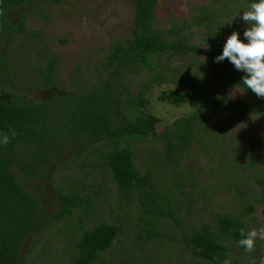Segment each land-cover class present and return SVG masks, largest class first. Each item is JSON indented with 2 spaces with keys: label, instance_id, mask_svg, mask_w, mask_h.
<instances>
[{
  "label": "trees",
  "instance_id": "16d2710c",
  "mask_svg": "<svg viewBox=\"0 0 264 264\" xmlns=\"http://www.w3.org/2000/svg\"><path fill=\"white\" fill-rule=\"evenodd\" d=\"M59 1L0 0V135L9 136L7 145L0 144V264H113L119 256L124 264H137L141 246L147 247L153 241L159 242L153 248L161 258L157 249L164 247L165 238L183 244L187 260L196 264H222L230 255L232 245L227 241L231 240L245 253L238 244L239 230L248 231L242 217L253 212L256 204L264 208V161L260 157L231 147L237 165L215 159L216 167L207 171L200 168L206 175L216 173L213 186L221 184L230 192L241 213L237 217L206 212L210 220L199 222L187 232L183 214L188 208L186 201L182 204V197L186 190L187 194L194 191L202 200L208 194L194 177L196 172H191L193 167L175 172L173 181L166 184L155 172L151 159L143 161L141 169L136 167L128 141L158 136L162 163L175 167L194 150L205 151L210 129L203 105L210 108L209 116H221L219 125L249 113L264 121V98L246 88L242 82L245 73L227 59L215 61L232 31H238V38L247 43L243 32L248 25L234 27L227 23L229 4L219 0L218 6L200 5L187 20L179 18L161 28L153 24L157 0H128L132 4L129 36L114 40L109 53L97 63L91 81L76 67L68 73L65 85L57 80L58 59L40 43V32L26 25L31 16L45 19L40 9ZM234 1L247 7L258 2ZM190 27L200 30L198 41H192ZM37 45L42 61L37 63L36 57L32 65H18L23 70L17 71V55ZM185 55L195 57L193 67L202 64L212 75L201 82L171 79L165 62ZM135 74H142L143 79L134 88ZM168 82L177 83V88L161 89L156 100L175 106L191 102L193 109L157 134L159 118L145 112V95L154 86ZM234 88L243 95L234 99L214 96ZM65 152L72 153L68 164L87 155L90 164L104 170L119 195L117 200L135 206L136 215L120 219L116 214L118 219L113 222L100 221L85 227L84 221L91 220L95 207L92 195L101 191L83 184L81 176L71 173H67L62 186L56 184L55 172L49 167ZM237 168L244 182L258 187L259 197L240 190V183H235ZM83 185H90L86 190L89 193L81 190ZM75 209H79L75 224H66ZM164 224H171L178 230L177 235L162 232ZM61 227L66 230L61 235L66 254L63 259L44 263L49 254L45 245ZM123 240L127 241L126 247L113 250V242ZM167 247L172 250L171 245ZM262 253L256 247L243 264H250L253 257L258 261Z\"/></svg>",
  "mask_w": 264,
  "mask_h": 264
},
{
  "label": "rangeland",
  "instance_id": "374dc122",
  "mask_svg": "<svg viewBox=\"0 0 264 264\" xmlns=\"http://www.w3.org/2000/svg\"><path fill=\"white\" fill-rule=\"evenodd\" d=\"M218 1L157 0L154 8L153 24L157 27L167 28L176 19L182 18L187 20L196 7L209 4L218 6L216 4ZM223 1L225 5L229 4V9L227 10L229 13H226L227 16H225L226 22L234 24V27L247 25L240 17L243 11L249 10V7L234 0ZM40 11L46 16L45 19L43 17L37 18L31 16L26 21L27 28L40 32L42 37L40 43L46 47L47 52L58 59L60 68L57 80L65 85L68 84V73L76 67L79 71L86 73L85 76L91 81L96 76L97 63L103 60L105 55L109 53L114 40L127 38L131 28L132 4L128 0H60L57 3L46 4ZM188 33L191 34L192 41H198V38H200V30L195 27H190ZM37 49L39 50L41 47L37 45L17 55V62H15L17 71L19 69L23 70L18 65H32L36 61V57L39 59L37 63L42 61V52H36ZM194 58L192 55L170 58L165 62L167 74L171 75L170 78L175 81L186 79L187 81L196 80L201 82L202 78L211 76L212 72L210 69L202 64L197 65L198 63H196L197 67H193L192 59ZM198 61L202 62L201 58H198ZM161 63L164 65L163 62ZM141 79H143L142 74H135L134 80H132V87L135 88ZM176 86L177 83L174 84L173 82L160 84L154 86L145 95L148 101L144 108L145 112L152 113L159 118L156 126L157 134L173 119L191 112L193 109L191 102L175 106L156 100V96L161 89H173L177 88ZM242 95V92L237 88L223 90L214 94V96L231 99L239 98ZM203 109L206 110V116L208 117L207 125L210 129V136L207 137L205 151L201 148H198L196 151L194 150L193 155L182 159L175 167L162 163L163 159L158 153L161 149V141L158 136L128 141L134 154L133 159L136 167L141 169V163L151 159L154 165H156L155 172L162 176V182L166 184L169 181H173V174L175 172L180 170V172H184L183 168L188 171L191 168L190 166L193 167L191 172H196L194 177L199 180L201 188L207 189L208 194L206 195V200H202L200 196H196L194 191H190L187 194L186 190L185 195L182 197V204L186 201L188 208V212H184L183 214V217H185L183 227H185L187 232L192 226L198 225L199 222L210 220L209 216H206V212H225L234 216L241 213L237 201L233 199L230 192L222 189L221 184L218 188L213 186L217 181L215 177L216 173H207L206 175L200 168L203 171H207L210 167H216L215 159L222 161L224 159L225 163L237 165L229 151L231 147L241 149L242 152H245L249 156L260 157L264 161V121L259 116L249 113L219 125L218 119L222 121L221 116L214 114L211 117L208 115L210 108L203 105ZM219 138H224V140H218ZM89 149L91 148H88L87 152ZM71 156V152L63 153L56 159L55 164L49 168L55 172L54 176L58 185L62 186L67 173H71L72 175L81 176L83 184L97 186L101 191V193L92 195V202L95 207L92 212L90 211L92 213L91 220L84 221L85 227L91 228L94 223L100 221L113 222V220L118 219L117 217H120V219H132L136 215L135 206L131 203H121L122 199L121 201L117 200L119 195L115 191L114 186L109 182V176L104 170L97 167L98 165L90 164L87 155H81L78 160L68 164ZM64 163L67 164L63 165ZM161 168H164L165 171ZM237 172L235 183H240V185L238 184L240 190L248 192L254 197H259L258 187L251 185L252 183L250 182H244L239 168H237ZM202 177L206 178V180H203ZM203 181H206L204 185L202 184L204 183ZM75 184L79 185L77 182ZM90 185L81 186V190L84 193H89L86 190H88ZM199 208L201 211L198 212ZM78 211L79 209H75L70 214L66 224H75ZM263 213L264 208L262 205L256 204L253 212L242 217L248 230L259 228L261 223H264ZM116 214H118L117 217ZM56 224L54 222L52 225L56 226ZM164 227L165 230H162V232L166 231L173 235V237L177 235L178 230H174L171 224H164ZM65 232L64 227H61L50 240V244L45 245L47 250H49V254L44 258V263L48 260H55L60 257V259L64 258L66 254L64 249L65 243L61 235ZM170 242L171 240L167 238L163 239L164 247L157 249L161 258L156 255V251L153 248L154 245H158V241L151 242V245L147 247L142 245V249L139 250L141 252L140 258H138V253L136 254L137 264H196L187 260L188 254L183 244ZM227 242L228 245H232L230 250L232 264H238V262L243 264L244 261L250 258V253L241 251L234 241ZM113 243L115 245L113 250L121 249L122 246L126 247L127 245V241L124 240L122 243L116 241ZM167 245H171L172 250ZM256 247L259 251H263L260 257L264 256V240H257ZM118 258L120 260H115L113 264H124L122 258L120 256ZM41 261L38 260L37 263Z\"/></svg>",
  "mask_w": 264,
  "mask_h": 264
},
{
  "label": "clouds",
  "instance_id": "9594fccd",
  "mask_svg": "<svg viewBox=\"0 0 264 264\" xmlns=\"http://www.w3.org/2000/svg\"><path fill=\"white\" fill-rule=\"evenodd\" d=\"M240 18L248 25L243 32L247 43L238 38V31H232L223 45L222 53L215 57V61L222 62L227 59L237 70L243 71L245 75L242 82L246 88L251 89L257 97L264 98V0L251 3L249 10L243 11ZM8 143V134L0 135V144ZM239 232L241 239L238 244L246 253H252L255 251L256 241L264 240V223L247 232L241 228ZM222 264H232L231 256H226ZM250 264H264V256L259 261L253 257Z\"/></svg>",
  "mask_w": 264,
  "mask_h": 264
}]
</instances>
